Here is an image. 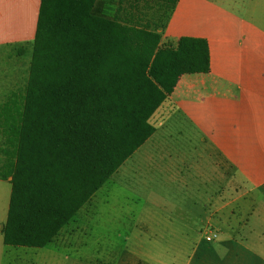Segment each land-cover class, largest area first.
I'll return each mask as SVG.
<instances>
[{
  "label": "trees",
  "instance_id": "1",
  "mask_svg": "<svg viewBox=\"0 0 264 264\" xmlns=\"http://www.w3.org/2000/svg\"><path fill=\"white\" fill-rule=\"evenodd\" d=\"M151 1L172 10L177 0ZM94 2L40 0L5 245L50 243L155 131L150 118L179 77L210 70L204 38L162 42L147 23L94 14Z\"/></svg>",
  "mask_w": 264,
  "mask_h": 264
},
{
  "label": "crops",
  "instance_id": "2",
  "mask_svg": "<svg viewBox=\"0 0 264 264\" xmlns=\"http://www.w3.org/2000/svg\"><path fill=\"white\" fill-rule=\"evenodd\" d=\"M127 1L112 0L110 7L109 0H95L92 12L121 18L126 14ZM141 1L151 0L135 2ZM153 2L165 8L161 2ZM39 3L40 0H0V47L9 48L8 57L14 67L10 76L15 81L23 77L0 99V179L8 182V163L13 162L16 147ZM254 12L259 15L253 16ZM255 17L263 19L264 8L259 9L253 2L177 0L172 10L166 9L165 19L150 23V28L161 34L162 42H172L180 36L207 41L210 70L182 74L167 100L181 110L201 141L216 154L218 170L209 180L218 186L224 178L227 180L226 191L231 196L227 203L222 200L221 189L205 192L203 222L228 233L242 262L264 264V227H256L264 223V23ZM224 164L232 167L229 174L223 171ZM240 183L241 193L251 198L235 204ZM5 221L6 216L0 227L2 243Z\"/></svg>",
  "mask_w": 264,
  "mask_h": 264
},
{
  "label": "rangeland",
  "instance_id": "3",
  "mask_svg": "<svg viewBox=\"0 0 264 264\" xmlns=\"http://www.w3.org/2000/svg\"><path fill=\"white\" fill-rule=\"evenodd\" d=\"M110 1L107 5L111 7L114 2ZM242 1L264 8V0ZM124 7L127 11L120 18L123 20L150 25L165 19L166 9L153 1L128 0ZM257 19L264 23V18ZM8 50L7 46L0 47V99L23 79L15 81L10 76L14 67ZM150 122L156 127L155 132L50 243L43 247L8 246L2 243L0 234V264H261L242 262L228 233L202 220L206 191L221 189L224 203L231 196L226 191L229 187L225 178L221 186L209 180L218 170V159L201 141L194 125L167 98ZM222 169L226 174L232 171L225 164ZM241 188L240 183L235 204L251 198L242 194ZM9 191V182L0 179V227L5 220ZM191 214L193 219L189 218ZM260 226L264 227V223L256 225ZM211 232H216V237L206 241L205 235Z\"/></svg>",
  "mask_w": 264,
  "mask_h": 264
},
{
  "label": "built area",
  "instance_id": "4",
  "mask_svg": "<svg viewBox=\"0 0 264 264\" xmlns=\"http://www.w3.org/2000/svg\"><path fill=\"white\" fill-rule=\"evenodd\" d=\"M214 237H216V232H211L210 234H206V235H205V239H206L207 241L212 240Z\"/></svg>",
  "mask_w": 264,
  "mask_h": 264
}]
</instances>
